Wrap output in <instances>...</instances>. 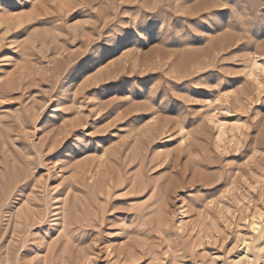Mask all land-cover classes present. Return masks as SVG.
Listing matches in <instances>:
<instances>
[{"label": "rangeland", "instance_id": "rangeland-1", "mask_svg": "<svg viewBox=\"0 0 264 264\" xmlns=\"http://www.w3.org/2000/svg\"><path fill=\"white\" fill-rule=\"evenodd\" d=\"M0 264H264V0H0Z\"/></svg>", "mask_w": 264, "mask_h": 264}, {"label": "snow or ice", "instance_id": "snow-or-ice-1", "mask_svg": "<svg viewBox=\"0 0 264 264\" xmlns=\"http://www.w3.org/2000/svg\"><path fill=\"white\" fill-rule=\"evenodd\" d=\"M237 15H239V13H237ZM241 19H243V17H241Z\"/></svg>", "mask_w": 264, "mask_h": 264}]
</instances>
